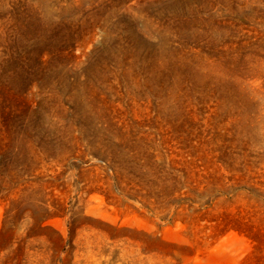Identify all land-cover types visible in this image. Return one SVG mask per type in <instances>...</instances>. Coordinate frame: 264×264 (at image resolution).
Listing matches in <instances>:
<instances>
[{
	"label": "rangeland",
	"instance_id": "obj_1",
	"mask_svg": "<svg viewBox=\"0 0 264 264\" xmlns=\"http://www.w3.org/2000/svg\"><path fill=\"white\" fill-rule=\"evenodd\" d=\"M0 74V264H264V0H0Z\"/></svg>",
	"mask_w": 264,
	"mask_h": 264
},
{
	"label": "trees",
	"instance_id": "obj_2",
	"mask_svg": "<svg viewBox=\"0 0 264 264\" xmlns=\"http://www.w3.org/2000/svg\"><path fill=\"white\" fill-rule=\"evenodd\" d=\"M80 26L81 25H79L78 28H80ZM75 34H76V31H74V29L71 28L70 26H67V33H65L64 41L68 42L69 47H72L75 44V41H74ZM118 37L121 40L123 36L120 33H118ZM129 39H130L129 37H126L123 40L125 41V43L118 50V53H117V49L115 45L113 51L110 53L112 62L114 61L116 62L117 60L126 62L129 60V58L132 59L133 57L130 55L132 51H134V54H135L134 56H137V53H136L137 51L135 47L129 42ZM59 42L63 43L62 36L59 38ZM118 44L120 45V43ZM63 49H59V51L60 53H62V55H65ZM29 74H31L29 70L28 72H23V73L17 70H14L12 72V79H11L10 84H12L11 87L13 88L14 91H16L17 93L18 92L22 93V90H23L24 92V89L28 85L27 80L30 81V79L28 78ZM38 82L40 86L44 87L45 83L43 80L38 81ZM32 83L33 82L29 83V88H31ZM75 102L72 103V105L70 106L71 113L67 112L68 119L66 120L64 118L59 119V120H65V121H63L62 123L60 122L59 126H55L56 128H58L57 131L52 132L50 129H46V128L42 129V127H44L45 124L44 123L39 124L38 128H40V130L42 129L43 135L46 137V139L49 138L51 142H55L59 146L60 145L69 146L70 142L76 140L72 127L76 125V126H79L80 128H84L85 130H87V128L92 124V120L94 122L96 121L94 117L98 120L99 117L97 113L89 112V111L84 113L77 108V104ZM34 111L36 110H32V113H34ZM101 118H103L102 120L104 121H96V126H93L92 128L93 132L90 133V137L95 140L94 147L97 148L99 151H102L105 154L104 156L106 160L110 161L113 164L112 169L115 171L118 170L116 171L117 173L120 172L121 174L123 172H128L127 153L124 152V147H123L124 141L121 137L122 135L119 133H115V130H110V128L115 129L117 127L116 123L113 122L112 118L106 117V116H103ZM97 125H99L98 128H97ZM167 181H171L172 183L168 185V188L163 186L164 192H167V190L170 189L169 186L171 185L177 189V185L179 184L177 178H173L172 180H167ZM1 186L2 185H0V188ZM176 189L173 191L179 190V189L177 190ZM0 192H1V189H0ZM6 194H9V192H7ZM2 196L3 195H0V197ZM11 205H13V201ZM10 212H11V209L10 211L8 210L7 212L8 217L6 216V219L9 218Z\"/></svg>",
	"mask_w": 264,
	"mask_h": 264
}]
</instances>
